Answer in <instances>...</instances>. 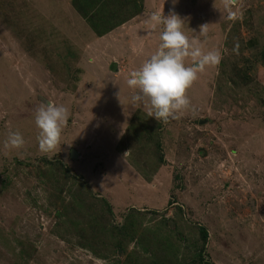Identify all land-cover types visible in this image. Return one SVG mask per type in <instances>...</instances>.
<instances>
[{
  "label": "rangeland",
  "instance_id": "1",
  "mask_svg": "<svg viewBox=\"0 0 264 264\" xmlns=\"http://www.w3.org/2000/svg\"><path fill=\"white\" fill-rule=\"evenodd\" d=\"M162 8L222 55L168 123L131 103L144 55L108 48L125 31L82 41L72 0H0V264H264V0H149L150 17ZM49 102L69 118L42 154L34 117ZM17 131L24 145L6 147Z\"/></svg>",
  "mask_w": 264,
  "mask_h": 264
},
{
  "label": "clouds",
  "instance_id": "2",
  "mask_svg": "<svg viewBox=\"0 0 264 264\" xmlns=\"http://www.w3.org/2000/svg\"><path fill=\"white\" fill-rule=\"evenodd\" d=\"M176 2L172 0L173 5ZM235 3L236 0H225L226 6ZM235 18V13H230L229 19ZM150 20L153 26H162L160 43L139 68L130 72L126 83L134 90L131 96L133 106L143 105L147 108L148 117L168 123L189 108L191 101L187 95L188 90L207 66L219 65L222 55L217 50L203 51L185 34V21L173 11L165 16L162 8L152 13ZM199 33L206 34V25L200 26ZM189 57L194 61L192 65L185 63ZM68 118L69 110L63 105L49 102L38 107L34 119L39 130L38 148L42 154L54 152L60 147L62 131ZM24 143L18 131L10 132L5 146L20 148Z\"/></svg>",
  "mask_w": 264,
  "mask_h": 264
},
{
  "label": "crops",
  "instance_id": "3",
  "mask_svg": "<svg viewBox=\"0 0 264 264\" xmlns=\"http://www.w3.org/2000/svg\"><path fill=\"white\" fill-rule=\"evenodd\" d=\"M106 1L107 0H92L91 2L93 3L91 6L92 7L91 9L93 10V12L100 9V7L104 5V2ZM122 6L124 7L122 8ZM122 6H121V9L117 11L116 18L113 21H110L108 23L106 22L100 25V26L102 25L106 26L107 28L104 26L103 27L108 29V31L101 35H94V38L96 36L104 37L105 35H110V34L112 35V33L116 31H119V32L125 31L126 38L124 37L125 39L119 43H115V41L112 38H110L109 44L111 43L113 45L108 47L109 51L118 52L121 54H124L130 51L131 53H136L135 54L136 56L139 54L144 55L143 58L145 60L146 56L148 55L149 48L154 49L153 51H155L159 45L158 42H153V40H155V38L157 37L156 29L153 30V27L152 29H149V25H150V13L148 11L149 0H126V3L124 2ZM74 7L77 9L76 5H74ZM69 18L72 19V15L69 16ZM144 18H145V21L143 20ZM76 25H78V27H80L81 25L82 26L84 25L85 26L84 29L87 28V22L80 15H79V19H77ZM130 32L136 34L133 42H131L128 39L130 36ZM95 45L98 46L97 42H95ZM117 46H120L119 49H117ZM121 46H124L125 48L121 50ZM67 47L69 48V46ZM130 48H133V49H130ZM114 63L116 62L113 61L112 66Z\"/></svg>",
  "mask_w": 264,
  "mask_h": 264
},
{
  "label": "trees",
  "instance_id": "4",
  "mask_svg": "<svg viewBox=\"0 0 264 264\" xmlns=\"http://www.w3.org/2000/svg\"><path fill=\"white\" fill-rule=\"evenodd\" d=\"M72 1H73L74 5L77 6V10L80 12L81 17L84 18L85 21L87 22V28L84 29L85 26L83 25L82 29H80V31H79L80 32V38L82 41L91 40L93 35H101V34L106 33L108 31V29H106L107 27L104 25H102V26H100V25L103 23H106V22L108 23L110 21H113L116 18L117 11H119L121 9V6L124 4V2L126 3V0H107L106 2H104V5H102L100 7V9L93 12V10L91 9L92 3H93V2H91L92 0H72ZM123 7L124 6H122V8ZM103 26L106 28H104ZM64 47H65V50L63 51V54H65V55L73 54V53L75 55L77 53L80 54V50L69 49L66 46H64ZM262 54L264 55V49L262 51ZM58 55H60V54H58ZM65 55H63L61 57H65ZM58 57H56V59H50V62H48L46 65L47 70L49 71L50 75L56 74V73H54L56 70L55 64L60 63L59 59L57 60ZM161 125H162L161 123L157 122V123H155L154 127L156 126L158 129ZM148 129L149 128H147L146 130H148ZM67 170H68V167L64 168V171H63L64 175H65V171L67 172ZM76 192L81 195V191L78 192L76 190ZM104 211L106 213H110V211H111L110 206L107 205V207ZM100 216H101L100 213H95V215L91 214V218L87 217L85 219L86 220L89 219V221H87L88 224H91L93 222L96 225L97 222L99 221L98 217H100ZM126 222H127V217H126L125 223H124V225L126 224L125 227H127ZM199 232H200V239H201L200 251H203L204 243L206 242V238H207V231L203 226H200ZM82 235H84L83 231H82ZM200 254H201V252L199 253V256H200Z\"/></svg>",
  "mask_w": 264,
  "mask_h": 264
},
{
  "label": "water",
  "instance_id": "5",
  "mask_svg": "<svg viewBox=\"0 0 264 264\" xmlns=\"http://www.w3.org/2000/svg\"><path fill=\"white\" fill-rule=\"evenodd\" d=\"M71 154L75 157L76 152L75 151H72Z\"/></svg>",
  "mask_w": 264,
  "mask_h": 264
}]
</instances>
